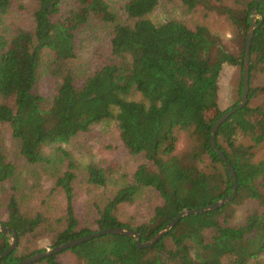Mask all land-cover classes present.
Segmentation results:
<instances>
[{
	"label": "trees",
	"instance_id": "trees-1",
	"mask_svg": "<svg viewBox=\"0 0 264 264\" xmlns=\"http://www.w3.org/2000/svg\"><path fill=\"white\" fill-rule=\"evenodd\" d=\"M33 1L34 25L27 28L8 21L13 0H0V223L19 236L2 262L42 252L39 239L54 247L108 227L137 230L148 241L182 210L232 193L234 181L211 146V129L240 103L244 48L258 5L249 101L217 132L237 173L236 197L184 216L152 247L108 234L63 253H73L76 264H264V156H258L264 147V0H174L189 13L201 8L206 17L226 16L238 43L234 52L206 23L154 22L149 15L162 0H122L120 9L111 0H74L61 16L63 0ZM97 26L107 30V47L96 45ZM81 36L102 60L91 72L77 61ZM229 66H240L242 76L237 100L222 110L221 79ZM45 78L55 86L48 95L40 91ZM177 130L196 140L179 154ZM106 134L114 156L82 165L72 146L82 135L106 141ZM137 155L145 161L130 170L127 158ZM43 175L50 188L40 185ZM80 180L90 187L92 222L76 204ZM135 203L143 210L124 213ZM10 242L0 232V255ZM60 254L33 264H65Z\"/></svg>",
	"mask_w": 264,
	"mask_h": 264
},
{
	"label": "rangeland",
	"instance_id": "rangeland-1",
	"mask_svg": "<svg viewBox=\"0 0 264 264\" xmlns=\"http://www.w3.org/2000/svg\"><path fill=\"white\" fill-rule=\"evenodd\" d=\"M119 9L123 4L122 0H111ZM177 1L162 0L158 7L149 15L150 18L156 22H162L169 18H177L184 20L190 27L195 26L197 23H206L209 25L212 33L217 34L221 41L226 45V47L231 51L238 50V43L236 42V37L233 33V24L230 20L224 15L218 13H211L208 17L203 15V11L200 8L198 11L187 12L184 7L179 6L176 3ZM74 0H63V10L59 16L68 12L71 8L74 7ZM34 9L33 0H13V8L8 15V21L13 23V26H22L27 28H33V16L32 12ZM259 16H257V19ZM97 32V44L103 43L102 45L106 46L109 42V36L106 34V29L98 27ZM106 30V31H105ZM92 31V30H91ZM81 39L78 43V62L81 65H85V68L89 72L97 69L101 63V58L94 56V45L93 42H89L87 36H81ZM87 39V40H85ZM107 47V46H106ZM241 67L240 66H229L225 70L224 75L221 79V98L219 101V107L222 110H227L230 108L231 104L238 98V86L241 79ZM261 79H264V73L259 76ZM55 88L53 82H50L48 79H44L40 84V91L44 95H48ZM259 100L256 98L253 101V104H258ZM4 140L9 143V131H3ZM178 142H177V153H183L190 149L193 145L196 144V140L190 135L188 131L177 130ZM108 137V139H107ZM106 141H102L98 136H89L82 135L79 137L77 147L72 146L73 151L75 150V155L79 162L82 165H85L91 157H94L96 160L102 157L114 156L116 153L115 149L110 152L106 146L110 143V136L106 134ZM258 156H264V147H261L258 150ZM117 155V154H116ZM145 161L142 155L129 156L127 158V165L130 170L135 169V166L140 162ZM52 180L46 175H43L40 179V185L43 188H50ZM79 186V195L77 198V207L87 218V221L92 222L93 212L90 210L89 206L86 205L88 199V191L90 187L87 185V182L80 180ZM57 196V195H56ZM59 201L62 202V198L58 195ZM142 204H132L124 207V213L133 214L143 210ZM96 228L95 226H93ZM39 244L44 246L45 249L51 248L50 244L46 239H39ZM44 249V250H45ZM59 260L63 261L65 264H76V257L71 252L61 253Z\"/></svg>",
	"mask_w": 264,
	"mask_h": 264
},
{
	"label": "water",
	"instance_id": "water-1",
	"mask_svg": "<svg viewBox=\"0 0 264 264\" xmlns=\"http://www.w3.org/2000/svg\"><path fill=\"white\" fill-rule=\"evenodd\" d=\"M261 0H258L260 2ZM258 5L254 7L251 13V22L247 33L246 38V44L244 48V61H243V92L241 96L240 103L227 110L224 114H222L213 124L211 129V146L212 148L218 152L220 155L222 161L225 163V165L230 170V173L232 175L233 181H234V187L232 193L228 197H224L208 206L202 207V208H186L182 210L171 222H169L165 228H163L161 231H159L154 237H152L148 241H143L141 237V233L137 230L126 228V227H108L104 228L102 230H99L95 233L86 234L84 236L78 237L74 240L68 241L66 243H62L60 245L48 248L43 250L42 252L30 255L28 257H25L24 259L20 260L19 262L12 263V264H33L37 261H41L45 258H48L50 256H53L55 254L62 253L70 248L76 247L80 244H83L87 241L93 240L97 237H101L108 234H116L121 236H128L135 239V242L139 248H147L152 247L155 245L158 241H160L165 235H167L172 228L186 215L190 214H202L208 211H213L226 203L232 201L238 192V177L236 170L234 166L232 165L231 161L227 158L226 154L223 152V150L218 146L217 143V132L219 127L235 112L238 110L243 109L249 101V92H250V61H251V44L252 40L255 34V29L257 27V16H258ZM0 232L9 235L11 237V242L9 247L0 255V264H6L2 262V258L7 257L10 255L19 244V236L18 232L11 227L0 223Z\"/></svg>",
	"mask_w": 264,
	"mask_h": 264
}]
</instances>
